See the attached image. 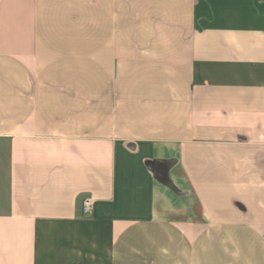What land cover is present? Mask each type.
Returning <instances> with one entry per match:
<instances>
[{"label": "crops", "instance_id": "1", "mask_svg": "<svg viewBox=\"0 0 264 264\" xmlns=\"http://www.w3.org/2000/svg\"><path fill=\"white\" fill-rule=\"evenodd\" d=\"M0 264H264V0H0Z\"/></svg>", "mask_w": 264, "mask_h": 264}, {"label": "rangeland", "instance_id": "2", "mask_svg": "<svg viewBox=\"0 0 264 264\" xmlns=\"http://www.w3.org/2000/svg\"><path fill=\"white\" fill-rule=\"evenodd\" d=\"M156 156L158 157L156 158L158 162H160L159 159L162 160V166L166 168L168 165V173L162 176H153L154 202L156 205L163 206H167L170 203H173L174 205L184 204L187 206L186 199L190 197L193 198V196H191L188 183L184 179L172 176L169 165L170 163L166 161L170 157L165 149L162 156L158 154V151Z\"/></svg>", "mask_w": 264, "mask_h": 264}, {"label": "built area", "instance_id": "3", "mask_svg": "<svg viewBox=\"0 0 264 264\" xmlns=\"http://www.w3.org/2000/svg\"><path fill=\"white\" fill-rule=\"evenodd\" d=\"M92 199L90 197H85L82 200L81 209L83 214H89L91 213L92 208Z\"/></svg>", "mask_w": 264, "mask_h": 264}]
</instances>
